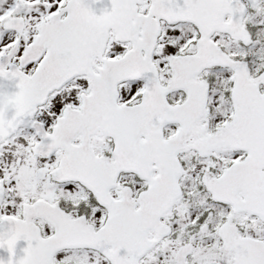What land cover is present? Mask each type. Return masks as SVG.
<instances>
[{"label": "snow or ice", "instance_id": "6c2138e0", "mask_svg": "<svg viewBox=\"0 0 264 264\" xmlns=\"http://www.w3.org/2000/svg\"><path fill=\"white\" fill-rule=\"evenodd\" d=\"M0 264H264V0H0Z\"/></svg>", "mask_w": 264, "mask_h": 264}]
</instances>
